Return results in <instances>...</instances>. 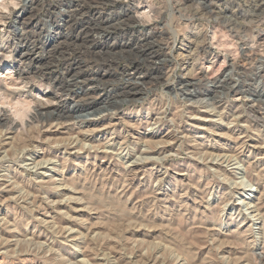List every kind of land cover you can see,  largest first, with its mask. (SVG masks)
Instances as JSON below:
<instances>
[{
  "label": "rangeland",
  "instance_id": "374dc122",
  "mask_svg": "<svg viewBox=\"0 0 264 264\" xmlns=\"http://www.w3.org/2000/svg\"><path fill=\"white\" fill-rule=\"evenodd\" d=\"M85 3L0 0V264H264V0Z\"/></svg>",
  "mask_w": 264,
  "mask_h": 264
},
{
  "label": "bare ground",
  "instance_id": "6f19581e",
  "mask_svg": "<svg viewBox=\"0 0 264 264\" xmlns=\"http://www.w3.org/2000/svg\"><path fill=\"white\" fill-rule=\"evenodd\" d=\"M69 1V0H68ZM71 2H72V0H70ZM102 2L104 1H107V0H101ZM256 2V1H255ZM254 2V3H255ZM98 3H100V0H86V3L85 4H87L86 5V7H85V9L87 10V8H91V7H93V5H96V4H98ZM107 3V2H106ZM83 6V5H82ZM254 6V5H253ZM252 6V7H253ZM255 6H256V9H254V7H253V11H252V14L253 15H256V11H257V9L259 10V11H261V10H263V5H262V3L260 2H256L255 3ZM81 7V6H80ZM111 9V8H110ZM134 9H135V7H134ZM72 10V9H71ZM70 10V11H71ZM69 11V10H68ZM82 11V10H81ZM76 12V11H75ZM250 12H251V10H250ZM72 14V13H71ZM70 14V15H71ZM77 16V15H76ZM62 20V19H61ZM85 20V19H84ZM101 23V22H100ZM129 23V22H128ZM37 24V23H36ZM54 24H57V26H58V28H56V30H58V29H63V27L62 26H59V22H57V20L54 22V23H52L51 25H54ZM70 24V23H69ZM68 24V22H67V20H66V18L64 19V26L65 25H69ZM73 24V23H72ZM107 24V23H106ZM90 25V24H89ZM89 25H88V27H89ZM101 25V24H100ZM104 25V24H103ZM50 26V25H49ZM71 26V25H70ZM25 27V26H24ZM31 27V26H30ZM105 27V26H104ZM91 28V27H90ZM42 29V28H41ZM102 29V28H101ZM124 30V29H123ZM94 32V31H93ZM60 33H61V31H60ZM101 33V32H100ZM80 34V33H79ZM85 35V34H84ZM95 35H97V34H95ZM20 36V39H21V37H22V35L20 34L19 35ZM92 38L94 39V35H93V33H92ZM100 36V35H99ZM138 36V35H137ZM151 36V35H150ZM77 38V37H76ZM91 38V39H92ZM138 38V37H137ZM147 38H150V37H148L147 35L144 37V39H140L139 40V38H138V40L139 41H143L144 43V45H147L148 47H149V49L150 48H152L153 46L151 45V43H153V42H151L150 41V39H147ZM23 39V38H22ZM48 39H50V37H48ZM75 39V38H74ZM87 39V38H86ZM137 40V39H136ZM70 41V40H69ZM154 41V40H153ZM16 42V41H15ZM198 42H200V40L198 41ZM22 43V42H21ZM142 43V42H141ZM158 43V42H157ZM65 44V43H64ZM68 44V43H67ZM69 45L71 46V47H63V46H60V45H57L58 46V48L59 49H55V51H57L58 52V54H59V56H62L63 57V59L65 60V63H66V67L65 68H63V71H65V75H67V76H71V77H74L73 76V63L72 62H70V60H69V56H72L73 54H76V55H78V56H83V54H92L93 53V50L91 49V47H90V45H89V43L88 42H86L85 43V45L84 46H78V47H73V42H69ZM201 47L203 46H205V41L204 40H202L201 42H200V44H199ZM44 46H46V43H44ZM93 46V45H92ZM146 46V47H147ZM55 47H56V45H55ZM54 47V48H55ZM144 47V46H143ZM57 48V47H56ZM135 49V48H134ZM146 49V48H145ZM52 50V49H51ZM60 50V51H59ZM12 51V50H11ZM137 51V50H136ZM143 51V50H142ZM145 52H148V50H146ZM140 53H142L141 52V50H140ZM149 54H148V56L149 57H151V58H153V60H154V58H158L157 56H158V53H157V50L155 49V50H152V52H148ZM57 54V53H56ZM145 54H147V53H145ZM161 54V53H160ZM52 55H54V54H52ZM34 54L32 53V51L31 52H21V57H20V60L22 61V60H24L25 61V59L27 60V59H33L34 57ZM77 56V57H78ZM189 56V55H188ZM52 57V56H51ZM138 55H136V58L134 59L135 60V62L138 60ZM52 59H53V57H52ZM56 59V58H55ZM160 59H161V57H160ZM159 59V60H160ZM162 59H163V57H162ZM161 59V60H162ZM187 59V62L189 63V57H187L186 58ZM76 60V59H75ZM83 60V59H82ZM100 60H102L103 61V64L105 63V62H109V63H111V61H110V59H108V58H103V59H100ZM143 60V59H142ZM31 61V60H30ZM74 61V60H73ZM146 61V60H145ZM150 61V60H149ZM76 62V61H75ZM79 62H81L80 60H79ZM133 63H134V61H132ZM138 62V61H137ZM154 62H157L156 60L154 61ZM161 62V61H160ZM47 63V62H46ZM133 63H131V64H133ZM151 63V62H150ZM157 63H159V62H157ZM52 64V63H51ZM85 64V63H84ZM136 64V63H135ZM141 64V63H140ZM156 64V63H155ZM99 65V64H98ZM102 65V64H101ZM137 65V64H136ZM161 65V64H160ZM48 67H49V65H47ZM47 66H46V69H47ZM88 66V65H87ZM86 66V67H87ZM191 66V67H190ZM99 67V66H98ZM155 67V66H154ZM186 67V70H190L189 72H191L192 71V67H193V62H191L190 61V63L188 64V66H185ZM190 67V68H189ZM77 68V67H76ZM141 68V67H140ZM152 68V67H151ZM93 69V68H92ZM126 69V71H128V74L129 75H134V76H131L132 77V79L131 80H133L134 79V81H136V82H138L137 80H135V79H137V77H136V75H137V73H138V69L136 70V67H134V70H135V72L133 71V68H125ZM154 69V68H153ZM17 70V69H16ZM30 70V69H29ZM81 70V69H80ZM158 70V69H157ZM34 71V70H33ZM97 71V70H96ZM123 71V70H122ZM30 72V71H29ZM86 72V71H85ZM125 72V71H124ZM42 74V75H44V71H43V69H40L39 71H36V72H33V74H35V75H37V74ZM63 73V72H62ZM78 73V72H77ZM89 73V72H88ZM30 74V73H29ZM187 74L189 75V73L187 72ZM209 74H211V73H209ZM223 71L219 74V75H217V76H212L211 78L212 79H214V80H219L220 81V79L222 78V76H223ZM154 76V75H153ZM184 76V75H183ZM186 77H187V75H186ZM63 78V77H62ZM87 78V77H86ZM141 78V77H140ZM180 78H181V76H180ZM209 78H210V75H209ZM208 78V79H209ZM127 79V78H126ZM187 79V78H186ZM78 80V79H77ZM89 81V80H88ZM127 81V80H126ZM186 81V80H185ZM102 82V81H101ZM111 82V81H110ZM136 82H127V85H129V84H131V85H134V84H136ZM187 82V81H186ZM208 82V81H207ZM181 83H182V81H181ZM73 84H75V83H73ZM91 84V83H90ZM96 84V83H95ZM176 84V83H175ZM182 84H184V83H182ZM92 86V85H91ZM120 86V85H119ZM135 86V85H134ZM137 86V85H136ZM238 86V85H237ZM74 87V86H73ZM93 87V86H92ZM258 87V86H257ZM91 88V87H90ZM142 88V87H141ZM140 88V89H141ZM259 88V87H258ZM129 90H132V89H129ZM218 90V89H217ZM121 93V92H120ZM137 94V93H136ZM126 97V96H125ZM132 97V96H131ZM18 102H20V101H18ZM23 102V101H22ZM18 104H22V103H18ZM51 105V102H45V103H42L41 104V108H46V107H48V106H50ZM59 106V105H58ZM49 111V110H48ZM96 111V110H95ZM23 113H24V109H23V111H22ZM39 112V111H38ZM43 113V112H42ZM262 114H263V112H262ZM3 115H6V112L5 111H2L1 109H0V117H2ZM254 115H255V113H254ZM257 117H258V114L256 115ZM261 119H262V121H263V115L260 117ZM5 159V158H4ZM162 167V166H161ZM242 180V179H241ZM244 180H246V179H244ZM247 181V180H246ZM229 182V181H228ZM243 181H241L240 183H241V185L243 184V183H245V182H243ZM234 184V183H233ZM240 185V184H239ZM246 185V186H245ZM244 185V187L243 186H241V191H242V196L240 197V202H239V204L240 205H242V207L244 208L245 206L248 208V209H251V208H254L255 207V202H256V200L258 199L257 198V193H256V190H258V188L254 185V184H252L251 183V185H248L247 183ZM257 211V208H254L251 212H256ZM250 212V211H249ZM254 216V215H253ZM12 229V228H11ZM67 229V228H66ZM71 231V230H70ZM73 231V230H72ZM70 233V232H69ZM75 263V262H74Z\"/></svg>",
  "mask_w": 264,
  "mask_h": 264
}]
</instances>
